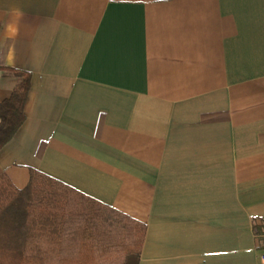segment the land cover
<instances>
[{
  "label": "crops",
  "instance_id": "1",
  "mask_svg": "<svg viewBox=\"0 0 264 264\" xmlns=\"http://www.w3.org/2000/svg\"><path fill=\"white\" fill-rule=\"evenodd\" d=\"M0 175L146 225L139 264H261L264 0H0Z\"/></svg>",
  "mask_w": 264,
  "mask_h": 264
},
{
  "label": "trees",
  "instance_id": "2",
  "mask_svg": "<svg viewBox=\"0 0 264 264\" xmlns=\"http://www.w3.org/2000/svg\"><path fill=\"white\" fill-rule=\"evenodd\" d=\"M0 104V150L23 126L31 74ZM146 225L32 169L17 188L0 175V264H139Z\"/></svg>",
  "mask_w": 264,
  "mask_h": 264
},
{
  "label": "rangeland",
  "instance_id": "3",
  "mask_svg": "<svg viewBox=\"0 0 264 264\" xmlns=\"http://www.w3.org/2000/svg\"><path fill=\"white\" fill-rule=\"evenodd\" d=\"M25 264H41L39 259H27Z\"/></svg>",
  "mask_w": 264,
  "mask_h": 264
},
{
  "label": "built area",
  "instance_id": "4",
  "mask_svg": "<svg viewBox=\"0 0 264 264\" xmlns=\"http://www.w3.org/2000/svg\"><path fill=\"white\" fill-rule=\"evenodd\" d=\"M260 262H261V264H264V254L261 255Z\"/></svg>",
  "mask_w": 264,
  "mask_h": 264
}]
</instances>
